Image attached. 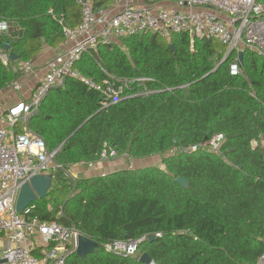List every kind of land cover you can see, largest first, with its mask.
<instances>
[{
  "label": "trees",
  "instance_id": "obj_1",
  "mask_svg": "<svg viewBox=\"0 0 264 264\" xmlns=\"http://www.w3.org/2000/svg\"><path fill=\"white\" fill-rule=\"evenodd\" d=\"M81 16L77 0H0V21L9 25L0 47L9 44L18 61H32L45 46L64 43V30L76 29ZM225 53L216 40L140 34L101 45L78 65L99 82L127 79L119 104L102 110L101 95L74 79L47 94L30 127L50 152L60 151L55 162L62 168L35 214L74 225L100 244L68 264H143V254L155 264H257L264 255V58L246 50L243 74L233 76L235 54L225 60ZM16 64L0 61V90L19 79ZM218 135L224 141L213 152L208 145ZM106 148L129 160L161 155L166 170L66 177L75 165L98 162ZM55 192L68 199H54ZM143 237L137 257L104 247Z\"/></svg>",
  "mask_w": 264,
  "mask_h": 264
},
{
  "label": "built area",
  "instance_id": "obj_2",
  "mask_svg": "<svg viewBox=\"0 0 264 264\" xmlns=\"http://www.w3.org/2000/svg\"><path fill=\"white\" fill-rule=\"evenodd\" d=\"M116 1L120 8L113 14L105 7H96L95 0H77L81 23L76 29L64 30L63 51L48 61L46 74L30 99L16 101L0 115V264H68L71 257L78 255L82 233L74 225L67 227L57 221L42 220L35 214L36 202L19 213L17 200L22 187L33 177L51 174L54 181L53 170L62 168L55 162L59 150L50 152L45 140L30 127L32 117L51 90L63 87L67 79H74L101 95L102 110L124 99L130 82L115 77L99 82L87 77L78 68L85 54L97 52L101 45L116 46L125 38L153 33L168 41L180 34L189 35L192 40H216L228 50L225 60L235 54L230 67L233 76L243 74L240 52L251 50L264 58V4L261 0ZM8 30V23L0 21V32ZM0 61L5 66L11 63L4 47H0ZM12 70L20 77L0 90V98L20 92V78L35 72L32 61H19ZM223 141L224 136L218 135L208 146L211 151L219 152ZM198 149L194 146L190 150ZM118 155L117 151L106 148L98 162L114 160ZM67 175L74 177L70 171ZM146 240L143 237L116 241L104 247L109 253L133 258L139 255ZM257 264H264V255Z\"/></svg>",
  "mask_w": 264,
  "mask_h": 264
},
{
  "label": "crops",
  "instance_id": "obj_3",
  "mask_svg": "<svg viewBox=\"0 0 264 264\" xmlns=\"http://www.w3.org/2000/svg\"><path fill=\"white\" fill-rule=\"evenodd\" d=\"M96 2L99 5H103V7L107 8V10L112 12L113 14H116L120 8V5L117 4L116 0H97ZM63 49V43L57 48H52L48 45L44 47L41 53L34 60H32L35 72L30 76L20 78L22 90L20 92H12L10 94L8 93L0 98V115L3 111H6L11 106H13L16 101L30 99L32 91L40 83V81L44 78L46 74L45 69L48 61L51 60L56 54L63 51ZM141 168L145 167L132 168L130 167V163H128L125 158H117L116 160H111L108 162H97L92 167L75 165L70 169V172L74 176L71 178L78 179L81 177L94 178L106 176L126 169Z\"/></svg>",
  "mask_w": 264,
  "mask_h": 264
},
{
  "label": "water",
  "instance_id": "obj_4",
  "mask_svg": "<svg viewBox=\"0 0 264 264\" xmlns=\"http://www.w3.org/2000/svg\"><path fill=\"white\" fill-rule=\"evenodd\" d=\"M4 49L9 52L11 60L13 62H17L19 60L18 56L10 51L9 44H5ZM170 48L174 50V45H170ZM244 53H239V60L243 62ZM37 116H40V113H36ZM60 154V151H59ZM177 183H179L182 187L188 189L189 188V181L180 177L177 179ZM53 186V176L51 174L48 175H37L33 177L28 183H26L19 194L17 200V211L22 213L28 206L32 203L37 202L38 200H43L48 197L49 192L52 190ZM149 241H153L155 239V235L149 236ZM98 242L92 240L90 238H86L84 236H80L79 238V247H78V256L82 259H86L88 255L96 253L98 249ZM140 261L143 264H151L152 259L148 254H143L141 256Z\"/></svg>",
  "mask_w": 264,
  "mask_h": 264
},
{
  "label": "rangeland",
  "instance_id": "obj_5",
  "mask_svg": "<svg viewBox=\"0 0 264 264\" xmlns=\"http://www.w3.org/2000/svg\"><path fill=\"white\" fill-rule=\"evenodd\" d=\"M261 2L264 4V0H261ZM228 53V50H226V53ZM225 59V58H224ZM118 159L119 158H125L126 161L128 163H130V167L132 168H139V167H159L163 170H166V167L163 165V156L161 155H157V156H154V157H150V158H147V159H142V160H139V159H128V157L126 155H123V156H119L117 157ZM116 158V159H117ZM114 159V160H116ZM61 170L60 169H56V170H53L54 172V175L57 177L61 175V173L59 174ZM66 177L68 178H71L70 176H67V174L65 173ZM70 179H68L69 181ZM57 186V181L54 180V183H53V186H52V190H54ZM51 190V191H52ZM50 191V192H51ZM62 194V195H61ZM51 196L56 199V200H60V202L62 201H66L68 199V193L67 192H64V193H59V192H55V193H51ZM46 199V198H45ZM100 249V244H98V249L96 250V252ZM88 257V256H87Z\"/></svg>",
  "mask_w": 264,
  "mask_h": 264
}]
</instances>
